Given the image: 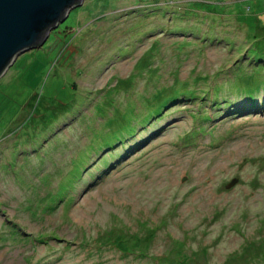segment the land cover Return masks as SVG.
<instances>
[{"label":"rangeland","instance_id":"374dc122","mask_svg":"<svg viewBox=\"0 0 264 264\" xmlns=\"http://www.w3.org/2000/svg\"><path fill=\"white\" fill-rule=\"evenodd\" d=\"M263 76L264 0H85L0 76V264H264Z\"/></svg>","mask_w":264,"mask_h":264},{"label":"water","instance_id":"95a60500","mask_svg":"<svg viewBox=\"0 0 264 264\" xmlns=\"http://www.w3.org/2000/svg\"><path fill=\"white\" fill-rule=\"evenodd\" d=\"M84 1L0 0V76L21 53L44 44L51 31L57 29ZM238 180V177L233 178L227 187Z\"/></svg>","mask_w":264,"mask_h":264},{"label":"trees","instance_id":"16d2710c","mask_svg":"<svg viewBox=\"0 0 264 264\" xmlns=\"http://www.w3.org/2000/svg\"><path fill=\"white\" fill-rule=\"evenodd\" d=\"M148 259L146 260V262L144 264H164L162 262H160L159 260H155L151 257H147ZM171 264H176V263H171Z\"/></svg>","mask_w":264,"mask_h":264},{"label":"bare ground","instance_id":"6f19581e","mask_svg":"<svg viewBox=\"0 0 264 264\" xmlns=\"http://www.w3.org/2000/svg\"><path fill=\"white\" fill-rule=\"evenodd\" d=\"M260 76V75H259ZM264 77V76H263ZM247 89H253V85L249 86ZM197 113V112H196Z\"/></svg>","mask_w":264,"mask_h":264}]
</instances>
